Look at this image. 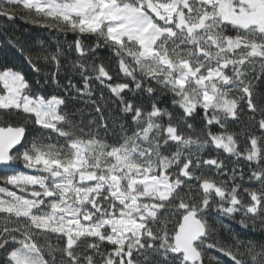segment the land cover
I'll list each match as a JSON object with an SVG mask.
<instances>
[{
    "label": "snow or ice",
    "instance_id": "snow-or-ice-1",
    "mask_svg": "<svg viewBox=\"0 0 264 264\" xmlns=\"http://www.w3.org/2000/svg\"><path fill=\"white\" fill-rule=\"evenodd\" d=\"M0 17L49 36L0 41V264H264V0H0ZM237 216L258 241L216 239Z\"/></svg>",
    "mask_w": 264,
    "mask_h": 264
},
{
    "label": "trees",
    "instance_id": "trees-1",
    "mask_svg": "<svg viewBox=\"0 0 264 264\" xmlns=\"http://www.w3.org/2000/svg\"><path fill=\"white\" fill-rule=\"evenodd\" d=\"M0 25H2V27H0V41H4L8 38H11L14 40L20 39L27 42H32L38 36H42V38L49 39L46 30L40 29L38 27H34L31 24H27L19 18H17L14 22H8L5 20V18L0 17ZM53 35H55V33H53ZM70 38L71 37L69 36V39ZM61 39H63V37H61ZM104 54L105 55L108 54L106 50H104ZM7 58L9 64L14 65L16 69L22 71L26 75L27 79L33 80L35 78V74L31 71L29 66L24 62V58L16 54L15 50L8 52ZM115 82H121V81L117 79L115 80ZM170 99L171 98L168 97L166 104L162 106L164 107L170 106ZM15 168L25 172L28 171L27 169H24L22 163L16 164ZM2 174H3L2 171H0V175ZM0 186H4L3 181H0ZM222 219H223V225H227V228L223 227V225L218 224L217 231L215 233L216 239H218L221 243H229L232 233H239L241 234L242 238L246 236L257 241L260 239V233L258 231H254L251 229H243L241 227V225L238 222L240 219L239 216L236 217V220H230L227 218H222ZM40 242L44 243L43 240H41ZM53 242H54V238H53ZM214 254L217 256H221L222 261L228 260L227 257H223L220 253L214 252Z\"/></svg>",
    "mask_w": 264,
    "mask_h": 264
},
{
    "label": "rangeland",
    "instance_id": "rangeland-1",
    "mask_svg": "<svg viewBox=\"0 0 264 264\" xmlns=\"http://www.w3.org/2000/svg\"><path fill=\"white\" fill-rule=\"evenodd\" d=\"M11 187V186H10Z\"/></svg>",
    "mask_w": 264,
    "mask_h": 264
}]
</instances>
